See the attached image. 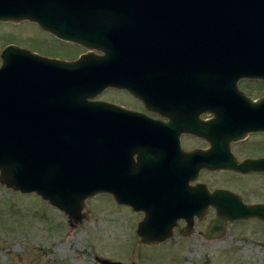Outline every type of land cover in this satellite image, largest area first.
I'll return each instance as SVG.
<instances>
[{
    "label": "water",
    "instance_id": "water-1",
    "mask_svg": "<svg viewBox=\"0 0 264 264\" xmlns=\"http://www.w3.org/2000/svg\"><path fill=\"white\" fill-rule=\"evenodd\" d=\"M23 21L91 52L66 62L16 46L2 51L0 183L23 194L36 193L77 220L82 218L87 199L110 192L119 204L145 211L137 231L145 246L173 238L181 218L192 225L188 208L194 200L158 202L153 182L155 157L140 154L138 173L132 162L133 155L144 149L140 135L155 134V122L92 99L107 88L127 89L153 108L146 96L153 97L151 88L159 85L154 57L169 53L172 25H191L183 33L192 37L193 50L201 49L205 34L209 55L220 54L223 48L227 53L233 44L236 54L249 53L244 50L248 44L264 51V0H0V22ZM250 65L248 61V67H240L242 74L249 73ZM246 103L241 110L234 109V121L222 117L216 120L220 131L210 128L215 124H210L209 131L213 129L227 142L251 131H264V123L250 122L258 121L250 112L264 106V100ZM129 166L137 175L142 170L150 175L147 196L138 201L126 199L127 177L133 176L132 171L131 176L127 174ZM209 168L236 167L224 160L210 163ZM248 169L254 168L250 165ZM206 204H213L219 216L210 223L208 240L224 236L231 222L264 219L263 207L245 205L228 191L213 194Z\"/></svg>",
    "mask_w": 264,
    "mask_h": 264
},
{
    "label": "rangeland",
    "instance_id": "rangeland-1",
    "mask_svg": "<svg viewBox=\"0 0 264 264\" xmlns=\"http://www.w3.org/2000/svg\"><path fill=\"white\" fill-rule=\"evenodd\" d=\"M53 37L30 22H2L0 53L11 42L68 61L86 52ZM98 96L94 101L138 106L115 89ZM262 180L248 182L230 174L208 177L217 186L239 188L250 200L264 199ZM254 192L262 193L252 196ZM85 203L77 220L37 194H22L0 183V264H100L97 258L125 264H264V224L260 222L229 223L226 234L216 240L195 231L181 236L177 226L173 238L145 246L137 234L143 214H134L109 194Z\"/></svg>",
    "mask_w": 264,
    "mask_h": 264
},
{
    "label": "flooded vegetation",
    "instance_id": "flooded-vegetation-1",
    "mask_svg": "<svg viewBox=\"0 0 264 264\" xmlns=\"http://www.w3.org/2000/svg\"><path fill=\"white\" fill-rule=\"evenodd\" d=\"M11 44L18 45L11 42L5 47ZM245 56L257 61L252 64L250 70H247L250 74L240 76L236 74L238 69L235 64H225L228 75L226 76L224 71L220 72L218 79L220 85L216 88L206 85L208 71L195 70V76H193V69L181 68L182 71L190 72V78H185L182 85L157 88L156 92L160 94L153 99V104H151L153 108L151 109L143 100L137 99L129 92H123L138 106L133 108L122 103L119 105L145 115L157 126L155 134L140 135L144 149L136 152L132 160L136 168L138 167L137 172L141 170L139 155H151L155 157L153 182L157 188V200L173 202L188 198L187 200L195 201L194 206L188 208L193 224L188 225L186 218L179 219L178 226L181 229L176 230L179 235H182V232L184 236L194 231L198 235H203L206 232L210 223L219 216L217 208L213 204L205 205V202H208L213 194L223 190L232 192L248 206L264 208V199L252 198L250 200L251 196H247L239 188L217 186L208 181L209 176L225 174L248 182L255 179L263 181L262 179H264V131H251L243 138L230 142L225 141L223 136L213 133V129L209 131L210 124H215L210 128L220 131L216 120L222 117H228V120L234 121L236 118L234 109L241 110L247 106L248 100L254 104L264 100V54ZM183 58L192 59L193 57L184 56ZM241 58L243 57L238 54L228 57L229 60ZM176 70L177 68H175ZM227 108L233 110L226 112ZM250 113L259 118L258 121L253 118L250 122L264 123V120L261 121L264 119V106L255 108ZM230 152L231 157H229ZM224 160L232 161L236 168L233 171L209 168L210 163L216 164ZM250 165L254 169H248ZM241 166L247 169L242 171L239 168ZM127 170H129L128 176H130V171L133 172V176L131 179L128 177L126 196L135 201L142 197L145 198L147 196L145 188L150 184V175L142 170L139 177L132 167ZM137 185H140V188H136ZM177 188L180 189L179 192L176 191ZM260 193L262 192H254L252 196ZM123 207L134 214L144 215L143 211L136 212L128 204ZM250 221L264 224V219L261 217H251L237 221L235 224L239 225Z\"/></svg>",
    "mask_w": 264,
    "mask_h": 264
}]
</instances>
